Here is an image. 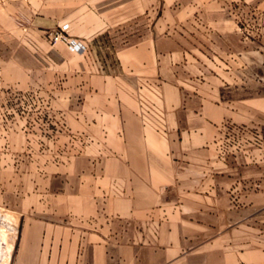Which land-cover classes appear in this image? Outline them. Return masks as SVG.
Masks as SVG:
<instances>
[{
	"label": "crops",
	"instance_id": "crops-1",
	"mask_svg": "<svg viewBox=\"0 0 264 264\" xmlns=\"http://www.w3.org/2000/svg\"><path fill=\"white\" fill-rule=\"evenodd\" d=\"M171 2L0 0V31L44 44L68 22L81 45L55 55L64 69L35 89L59 96L50 110L70 149L37 182L13 172L26 182L2 191L17 232L2 236L0 264H264V167L224 162L212 144L226 120L253 116V95L234 100L227 74L182 60L173 24L159 33Z\"/></svg>",
	"mask_w": 264,
	"mask_h": 264
},
{
	"label": "rangeland",
	"instance_id": "rangeland-1",
	"mask_svg": "<svg viewBox=\"0 0 264 264\" xmlns=\"http://www.w3.org/2000/svg\"><path fill=\"white\" fill-rule=\"evenodd\" d=\"M123 1L127 9L140 4L153 8L156 3L166 5L172 1L168 12L159 14V33H166L165 24H173L172 33L180 45L182 60L190 57V69L201 76L227 74L229 77L223 75L222 81H233L234 100L245 104V99L253 95V116L248 121L226 120L224 132L212 144L216 156L224 162L231 156L234 162L243 154L249 156L247 160L252 164L264 167V0H111V3ZM141 17L143 23L148 22L149 11H144ZM61 24L42 32L44 44H38L35 35L24 27L22 33L0 31V200L7 186L26 182L13 172L28 167L30 182H37L35 176L43 174L44 164L57 161L62 152L70 149V139L62 141L60 134L72 133L64 123L59 124L50 110L49 104L59 102V96L38 94L35 90L54 85L55 71L61 72L65 67L56 60L61 50L75 51L65 40H54L56 32L73 38L68 26L61 31ZM111 33L127 38L131 32L126 29ZM17 117L24 120L23 127L18 125ZM10 215L0 205V220L11 222ZM12 225L16 234L17 224Z\"/></svg>",
	"mask_w": 264,
	"mask_h": 264
},
{
	"label": "built area",
	"instance_id": "built-area-1",
	"mask_svg": "<svg viewBox=\"0 0 264 264\" xmlns=\"http://www.w3.org/2000/svg\"><path fill=\"white\" fill-rule=\"evenodd\" d=\"M68 26V23H63L60 25V29L61 31L65 30ZM54 40H58V39H63L65 40L67 43H68V46L71 50H79L81 49V45L73 38H70V39H67L63 34L62 32H56V34L53 36ZM4 226V227H3ZM3 228L4 231L6 232L7 231V234H10V239L13 237V233H14V226L12 225V223L5 219V220H0V229ZM3 235L1 234L0 232V244H3ZM6 236V234L4 235ZM3 246V245H2ZM2 257H4V254L2 253ZM0 260H2L0 258Z\"/></svg>",
	"mask_w": 264,
	"mask_h": 264
},
{
	"label": "bare ground",
	"instance_id": "bare-ground-1",
	"mask_svg": "<svg viewBox=\"0 0 264 264\" xmlns=\"http://www.w3.org/2000/svg\"><path fill=\"white\" fill-rule=\"evenodd\" d=\"M1 234L4 236L6 233L4 232V229H0ZM2 246V245H1ZM3 250V249H2ZM0 255H1V249H0Z\"/></svg>",
	"mask_w": 264,
	"mask_h": 264
}]
</instances>
